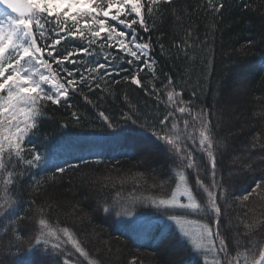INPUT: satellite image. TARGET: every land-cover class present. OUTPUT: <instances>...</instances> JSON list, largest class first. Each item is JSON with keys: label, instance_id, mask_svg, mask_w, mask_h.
I'll list each match as a JSON object with an SVG mask.
<instances>
[{"label": "trees", "instance_id": "1", "mask_svg": "<svg viewBox=\"0 0 264 264\" xmlns=\"http://www.w3.org/2000/svg\"><path fill=\"white\" fill-rule=\"evenodd\" d=\"M220 3L225 7L217 13L213 9ZM157 8L150 20L156 25L151 38L157 78L152 81L147 72L140 77L147 87L154 83L160 89L161 103L158 106L155 95L124 81L122 75L128 73H123L111 78L119 82H109L103 92L83 89L93 104L79 93L72 95L71 108L49 104L39 131L28 140V147L35 145L43 156L40 166L16 169L22 173L16 182L24 217L17 228L22 235L6 233L8 222L3 221L0 264H55L50 245L35 243L40 219L69 227L98 264H197V256L169 222L143 201L149 195H170L175 163L161 150L146 155L152 138L133 131L121 118L130 111L140 123L162 118L167 75L176 90H184L185 100L195 90L192 104L210 109L216 175L222 185L219 230L224 224L229 251L243 253V248L235 247L238 235L242 243L264 242V188L253 191L257 181L264 180V0H174ZM73 111L81 116L79 125ZM99 111L113 120L115 130L101 127ZM195 155L206 163L198 151ZM236 155L244 156L237 169L232 163ZM55 165L66 171L57 172ZM200 175L210 183L205 171ZM194 178L193 171L190 182ZM116 193L122 197L119 204ZM246 193H251L247 200ZM133 196L141 199L133 201ZM105 201L109 214L102 211ZM246 224L260 227L244 236Z\"/></svg>", "mask_w": 264, "mask_h": 264}, {"label": "snow or ice", "instance_id": "2", "mask_svg": "<svg viewBox=\"0 0 264 264\" xmlns=\"http://www.w3.org/2000/svg\"><path fill=\"white\" fill-rule=\"evenodd\" d=\"M161 3L171 5L174 0H0V225L8 222L6 233L11 230L17 238L22 235L17 225L24 217L16 195V182L22 173L16 169L20 165L24 171L40 166L43 156L35 145L28 147V140L39 131L49 104L63 103L71 108L70 99L77 93L93 104L83 95L84 88L103 92L109 82H119L111 78L128 73L122 79L143 88L146 94L155 95L159 106L160 89L154 83L147 87L140 74L147 72L152 81L157 78L158 61L153 55L155 45L151 38L156 25L150 20ZM224 7L220 3L213 10L219 13ZM159 47L163 49L164 45ZM162 87L167 97L162 118L140 123L131 111L121 117L125 124L133 126V131L152 138V147L145 149L146 155L161 150L177 168L170 195H149L143 201L169 222L178 238H183L197 256V264H241V261L264 264V242L249 239L242 243L238 235L235 247L243 248V253L233 255L228 239L219 230L223 215L219 203L222 185L216 179V144L210 109L192 104L195 90L191 99L185 100L184 90H176L170 75ZM71 116L79 125L81 116L75 111ZM98 118L102 128H117L104 111L98 112ZM178 120L182 121V128ZM197 151L202 158L206 156V163L197 159ZM55 168L59 173L66 171L60 165ZM190 170L195 172L192 182ZM201 171L210 177L209 184L201 177ZM261 188L264 180H258L253 191ZM205 194L206 203H202ZM250 194L246 193L244 199ZM114 199L119 204L120 193ZM102 211L111 212L107 201ZM127 215L135 218L133 212ZM196 215L201 219L189 218ZM258 227L246 224L248 231L241 235L247 236ZM39 228L35 243L50 245L55 264H98L69 227L53 226L40 219Z\"/></svg>", "mask_w": 264, "mask_h": 264}, {"label": "rangeland", "instance_id": "3", "mask_svg": "<svg viewBox=\"0 0 264 264\" xmlns=\"http://www.w3.org/2000/svg\"><path fill=\"white\" fill-rule=\"evenodd\" d=\"M167 98V97H166ZM234 116L235 115H231V118L233 119L234 118ZM178 123H179V126L182 128L183 127V125H182V121H180V120H178ZM204 157V159H205V161L207 160V158H206V156H203ZM243 157L244 156H242V155H236L235 156V158L233 159V165H234V167H235V169H237V163L239 162V161H241L242 159H243ZM231 163V164H232ZM243 163H245V162H243ZM190 173L192 174L193 173V171H191L190 170ZM232 173H233V171H232ZM216 179H217V175H216ZM218 180V179H217ZM219 181V180H218ZM199 198V197H198ZM202 203H206V194H205V196H204V199L201 201ZM178 214V213H177ZM190 219H200V216L198 215V218H193V217H190ZM140 220H142V219H135V223H138V222H140ZM168 222V221H167ZM202 222H207L206 220H204V221H202ZM221 232L224 234V224H223V227H222V230H221ZM182 240H183V238H182ZM184 241V240H183ZM209 259L211 260L212 259V255L211 254H209ZM241 264H243V261H241Z\"/></svg>", "mask_w": 264, "mask_h": 264}]
</instances>
